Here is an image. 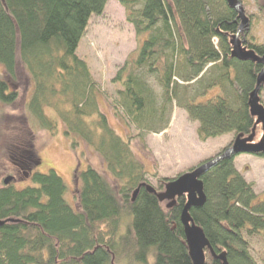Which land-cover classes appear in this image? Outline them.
I'll use <instances>...</instances> for the list:
<instances>
[{
    "label": "trees",
    "instance_id": "trees-1",
    "mask_svg": "<svg viewBox=\"0 0 264 264\" xmlns=\"http://www.w3.org/2000/svg\"><path fill=\"white\" fill-rule=\"evenodd\" d=\"M107 1L0 0V104L18 100L22 67L32 81L28 118L52 135L61 124L72 147L83 143L104 166L102 172L89 165L78 171L70 203L55 170L35 171L39 159L26 131L30 151L14 167L30 184H0V264H192L180 222L185 196L172 205L158 200L171 180L137 158L130 140L100 111L99 96L140 141L167 128L166 111L174 103L197 123L200 142L251 134L256 119L248 100L264 64L232 57L231 41L237 35L243 48L264 59V41L254 35L262 11L258 0H251L258 6L251 14L241 0L249 21L241 32L238 13L226 0H117L142 41L111 80V95L77 55L90 19L103 13ZM262 93L261 87L260 103ZM260 137L257 125L254 139ZM253 156L264 159V153ZM236 157L201 175L204 202L188 211L209 244L204 264H223L220 255L228 264H258L249 240L264 241V199L238 171Z\"/></svg>",
    "mask_w": 264,
    "mask_h": 264
},
{
    "label": "rangeland",
    "instance_id": "rangeland-1",
    "mask_svg": "<svg viewBox=\"0 0 264 264\" xmlns=\"http://www.w3.org/2000/svg\"><path fill=\"white\" fill-rule=\"evenodd\" d=\"M243 2L249 14L257 11L258 6L255 2L251 0H243ZM243 2L240 0V3ZM258 4L262 5V11L254 35L263 42L264 0H258ZM141 41L142 38L137 37L133 27L126 22L125 9L117 0H108L103 13L90 19L85 35L78 45L77 55L86 62L100 89L111 95L115 91L111 80L123 62L134 54ZM214 44H217L216 40ZM17 71L15 89L19 94L18 100L12 105L0 104V133H2L0 184L8 176L15 177L13 185L17 188L30 184V181L24 178L26 176L24 171L14 167V160L22 164L27 157L26 151H30V147L26 141V136L29 137L26 131L31 130L33 150L40 164L35 171L46 173L49 169L55 170L68 187L66 199L74 203L77 188L75 178L78 171L85 170L89 165L102 172L103 163L93 150L83 143L72 147V138L64 135L61 124L57 133L52 135L39 129L36 121L28 118L25 104L32 91V81L22 67L18 66ZM3 75L4 71L0 66V77ZM150 82L153 92L160 96L162 92L160 87L152 79ZM213 94L212 91L210 95ZM262 94L261 103L264 105V93ZM98 102L100 111L105 113L114 130L124 139L130 140L131 148L137 158L146 164L150 172L156 171L159 178L164 177L172 181L194 170L201 164L220 156L236 138L232 133H228L200 142L196 135L197 123L191 121L186 112L174 103L168 106L166 111L165 118L169 119L167 128L159 133H146L140 141L135 137V132L113 114L103 97L99 96ZM255 142H258V138L253 140V143ZM234 156H237L235 164L238 171L242 172L247 182L254 184L258 198L264 199V159L250 154ZM148 177L149 182L153 184L150 176ZM249 242L254 258L258 264H261L260 258L264 256V241L256 236Z\"/></svg>",
    "mask_w": 264,
    "mask_h": 264
},
{
    "label": "water",
    "instance_id": "water-1",
    "mask_svg": "<svg viewBox=\"0 0 264 264\" xmlns=\"http://www.w3.org/2000/svg\"><path fill=\"white\" fill-rule=\"evenodd\" d=\"M226 1L227 4L238 13V18L241 20L239 32H241L242 29L247 28L249 22L244 13V9L238 0ZM231 44L232 57L239 60L250 59L264 64L263 58H259L253 51L246 50L242 47V42L237 35L231 41ZM261 87L264 89V67L257 76L255 89L250 93L248 100L250 114L256 119L251 134L247 137H243L242 135L236 136L232 145L227 148L220 156L203 163L194 170L168 182L165 185L164 191L157 194V198L160 202L170 201L171 203L169 205H172L176 198L186 196V204L181 212L180 222L184 229L185 240L192 264H204V249L209 247L203 232L194 225L188 213L191 207L200 206L204 202L203 186L202 182L200 181L201 175L219 160L224 158H229L237 154L257 155L264 153V106L260 103L258 95ZM257 125L260 126L262 135L258 142L253 143ZM11 181L12 177L8 176L4 179L3 183L8 185ZM148 190L153 192L152 189ZM4 223L5 222L0 221V226H2ZM210 253L213 255L212 251H210ZM218 259L223 264H228L224 255H220Z\"/></svg>",
    "mask_w": 264,
    "mask_h": 264
},
{
    "label": "flooded vegetation",
    "instance_id": "flooded-vegetation-1",
    "mask_svg": "<svg viewBox=\"0 0 264 264\" xmlns=\"http://www.w3.org/2000/svg\"><path fill=\"white\" fill-rule=\"evenodd\" d=\"M18 163H20V161H18V160H15V166H18V167H20L19 166V164ZM27 171H31V169L29 168ZM12 177V176H11ZM4 181V180H3ZM13 181H14V177H12V181L10 182V183H13Z\"/></svg>",
    "mask_w": 264,
    "mask_h": 264
},
{
    "label": "bare ground",
    "instance_id": "bare-ground-1",
    "mask_svg": "<svg viewBox=\"0 0 264 264\" xmlns=\"http://www.w3.org/2000/svg\"><path fill=\"white\" fill-rule=\"evenodd\" d=\"M185 199H186V196H185Z\"/></svg>",
    "mask_w": 264,
    "mask_h": 264
}]
</instances>
